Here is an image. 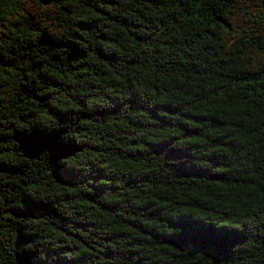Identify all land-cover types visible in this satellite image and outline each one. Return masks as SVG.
Segmentation results:
<instances>
[{
  "label": "trees",
  "instance_id": "1",
  "mask_svg": "<svg viewBox=\"0 0 264 264\" xmlns=\"http://www.w3.org/2000/svg\"><path fill=\"white\" fill-rule=\"evenodd\" d=\"M0 264H264V0H0Z\"/></svg>",
  "mask_w": 264,
  "mask_h": 264
}]
</instances>
